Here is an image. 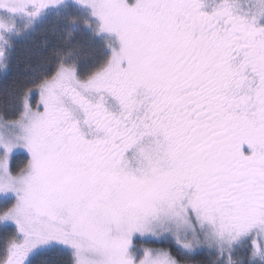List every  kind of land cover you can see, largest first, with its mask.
<instances>
[{"label": "snow or ice", "instance_id": "1", "mask_svg": "<svg viewBox=\"0 0 264 264\" xmlns=\"http://www.w3.org/2000/svg\"><path fill=\"white\" fill-rule=\"evenodd\" d=\"M33 36L0 264H264V0H0V71Z\"/></svg>", "mask_w": 264, "mask_h": 264}, {"label": "trees", "instance_id": "2", "mask_svg": "<svg viewBox=\"0 0 264 264\" xmlns=\"http://www.w3.org/2000/svg\"><path fill=\"white\" fill-rule=\"evenodd\" d=\"M42 37L33 36L28 39H18L16 43V49L13 53V59L10 69L5 75L3 71H0V116H4L5 111H7L8 115L5 117L6 119H14L19 114V109L16 107L15 103L12 99L6 96V92L11 88L14 82L22 80L26 75L25 64L31 55V49L35 43L41 40ZM50 39H52L50 37ZM39 81H36L38 84ZM24 90L27 89H35L36 86L31 82L25 83L23 85ZM22 107V106H21ZM27 154L24 153H15L11 159V167L14 172H17L21 168L25 166L27 163ZM3 233L0 232V235ZM143 243V242H142ZM149 245H154L157 247L158 245L165 246L168 248V244L166 242L159 241H147ZM43 258L48 259L49 261H59V260H67V254L63 253H54V254H46ZM38 259H40L38 257Z\"/></svg>", "mask_w": 264, "mask_h": 264}, {"label": "rangeland", "instance_id": "3", "mask_svg": "<svg viewBox=\"0 0 264 264\" xmlns=\"http://www.w3.org/2000/svg\"><path fill=\"white\" fill-rule=\"evenodd\" d=\"M39 99H40V92H39V89H38V87H36L35 89H32V91L29 93V102H30V104H31V106L33 107V108H35L36 106H37V102L39 101ZM22 106V105H21ZM42 110V109H41ZM17 152H19V153H26L27 154V152H26V150L25 149H18V150H16V151H14V153L12 154V156H11V159H12V157L14 156V154L15 153H17ZM27 156H28V154H27ZM29 159V157L27 158V160ZM28 162V161H27ZM27 164V163H26ZM25 164V165H26ZM22 169V168H21ZM19 171V170H18ZM143 242V243H142ZM136 243H137V245L138 246H144V247H151V248H164V249H167L165 246H162V245H158L157 247H155L154 245H149V243H147V241H144V240H137L136 241Z\"/></svg>", "mask_w": 264, "mask_h": 264}]
</instances>
